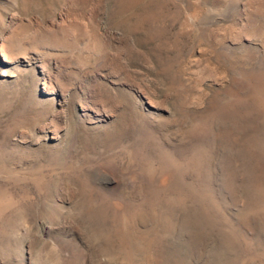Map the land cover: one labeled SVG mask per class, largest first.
<instances>
[{"label": "rangeland", "instance_id": "obj_1", "mask_svg": "<svg viewBox=\"0 0 264 264\" xmlns=\"http://www.w3.org/2000/svg\"><path fill=\"white\" fill-rule=\"evenodd\" d=\"M0 264H264V0H0Z\"/></svg>", "mask_w": 264, "mask_h": 264}]
</instances>
